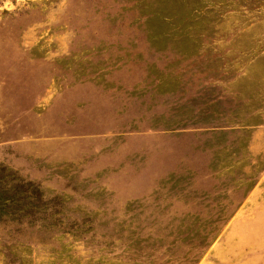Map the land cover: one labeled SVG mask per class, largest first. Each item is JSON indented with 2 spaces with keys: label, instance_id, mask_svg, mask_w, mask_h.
I'll return each mask as SVG.
<instances>
[{
  "label": "rangeland",
  "instance_id": "1",
  "mask_svg": "<svg viewBox=\"0 0 264 264\" xmlns=\"http://www.w3.org/2000/svg\"><path fill=\"white\" fill-rule=\"evenodd\" d=\"M196 1L0 0V264H264V11Z\"/></svg>",
  "mask_w": 264,
  "mask_h": 264
},
{
  "label": "trees",
  "instance_id": "2",
  "mask_svg": "<svg viewBox=\"0 0 264 264\" xmlns=\"http://www.w3.org/2000/svg\"><path fill=\"white\" fill-rule=\"evenodd\" d=\"M197 3H202L205 2L203 0H198L196 1ZM214 3L220 4V8L224 7L226 8V11H233V12H240L243 13L244 11L247 13L252 11L250 14L252 15V18L254 19H259L261 14L264 11V2H261L260 0L255 1V0H219V1H214L211 6L213 7L210 8L209 10L205 11V16L199 17L197 20H195V42L199 46L201 45V39L202 35L207 36L210 32V29L205 27L206 23H209L212 19L208 16H206V13L210 11H214ZM203 6V5H202ZM201 4L196 7V9H201ZM205 6V5H204ZM206 7V6H205ZM213 18V17H212ZM245 20V19H244ZM251 22V21H248ZM246 20V23H248ZM213 33V32H212Z\"/></svg>",
  "mask_w": 264,
  "mask_h": 264
}]
</instances>
